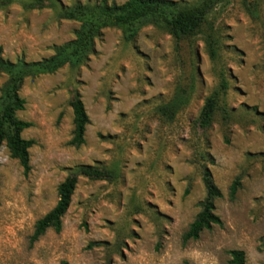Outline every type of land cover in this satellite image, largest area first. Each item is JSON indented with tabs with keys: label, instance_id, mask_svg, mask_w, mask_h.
Listing matches in <instances>:
<instances>
[{
	"label": "rangeland",
	"instance_id": "1",
	"mask_svg": "<svg viewBox=\"0 0 264 264\" xmlns=\"http://www.w3.org/2000/svg\"><path fill=\"white\" fill-rule=\"evenodd\" d=\"M21 1L0 0L2 58L40 60L74 38L78 21ZM204 32L218 38L214 58ZM222 76L228 88L203 129L196 119ZM5 79L0 72V87ZM180 86L192 88L190 98L166 118L158 106ZM74 94L89 119L79 147L68 144ZM19 95L16 116L31 122L21 136L35 142L27 174L0 146V264H229L231 249L243 250L246 264H264V0H223L200 32L179 40L150 23L131 40L122 28H104L84 64L26 78ZM80 164L114 176H78L61 230L30 244L58 184ZM205 168L222 194L214 200L222 225L183 242L206 194Z\"/></svg>",
	"mask_w": 264,
	"mask_h": 264
},
{
	"label": "trees",
	"instance_id": "2",
	"mask_svg": "<svg viewBox=\"0 0 264 264\" xmlns=\"http://www.w3.org/2000/svg\"><path fill=\"white\" fill-rule=\"evenodd\" d=\"M12 0H2L8 4ZM223 0H198L195 3H179L173 0H125L116 4L108 0L79 1L71 5H63L58 0H22L26 9H41L50 7L60 18L78 21L79 27L74 38L58 45L54 52L45 58L26 61L23 58L15 61L0 56V72L6 76L0 87V146L7 147L11 157L16 158L23 168L24 174L30 169L28 149L34 144V139H26L21 132L31 125V122L16 116V112L24 109L25 100L19 95V89L26 78L40 74L53 73L64 65L72 68L84 64L94 51V40L102 29L107 27L122 28L125 40H131L141 25L147 23L161 26L175 40L189 37L201 31L206 23V15ZM205 43L209 55L214 58L218 49V38L211 32L205 33ZM228 83L224 76L218 86L204 100L196 123L199 127L208 128L218 108L220 97L226 92ZM192 88L178 87L172 98L158 106V111L166 118L174 115L186 105ZM72 108V136L68 144L79 147L85 141V127L89 122L84 105L78 94L70 100ZM78 176L89 179H111L114 173L103 165L80 164L70 169L67 176L57 186V201L54 206L38 218L29 237V243L35 242L44 232L51 228L59 232L62 227V216L66 212ZM203 182L206 189L205 197L199 201V211L182 235L183 242L197 239L203 229L213 225H222V221L214 213V200L222 194L213 183L208 169L203 171ZM240 186V178L236 177L229 185V197L233 198ZM229 264H246L243 250L231 249ZM61 264H69L62 261ZM183 264H188L184 262Z\"/></svg>",
	"mask_w": 264,
	"mask_h": 264
}]
</instances>
